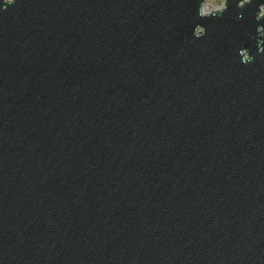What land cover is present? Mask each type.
I'll use <instances>...</instances> for the list:
<instances>
[{"label": "water", "instance_id": "95a60500", "mask_svg": "<svg viewBox=\"0 0 264 264\" xmlns=\"http://www.w3.org/2000/svg\"><path fill=\"white\" fill-rule=\"evenodd\" d=\"M0 0V264H264V0Z\"/></svg>", "mask_w": 264, "mask_h": 264}, {"label": "rangeland", "instance_id": "374dc122", "mask_svg": "<svg viewBox=\"0 0 264 264\" xmlns=\"http://www.w3.org/2000/svg\"><path fill=\"white\" fill-rule=\"evenodd\" d=\"M224 0H205L202 9L205 12L212 11L214 9H219L222 7ZM262 13H264V6L262 7Z\"/></svg>", "mask_w": 264, "mask_h": 264}, {"label": "clouds", "instance_id": "9594fccd", "mask_svg": "<svg viewBox=\"0 0 264 264\" xmlns=\"http://www.w3.org/2000/svg\"><path fill=\"white\" fill-rule=\"evenodd\" d=\"M6 2H12V0H6Z\"/></svg>", "mask_w": 264, "mask_h": 264}, {"label": "bare ground", "instance_id": "6f19581e", "mask_svg": "<svg viewBox=\"0 0 264 264\" xmlns=\"http://www.w3.org/2000/svg\"><path fill=\"white\" fill-rule=\"evenodd\" d=\"M215 10V9H214ZM204 11V10H203ZM205 12V11H204Z\"/></svg>", "mask_w": 264, "mask_h": 264}]
</instances>
